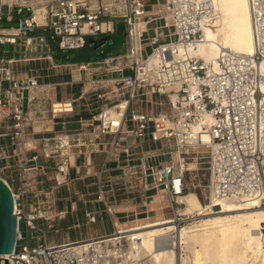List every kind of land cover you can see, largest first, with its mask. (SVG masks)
I'll use <instances>...</instances> for the list:
<instances>
[{
    "label": "built area",
    "instance_id": "1",
    "mask_svg": "<svg viewBox=\"0 0 264 264\" xmlns=\"http://www.w3.org/2000/svg\"><path fill=\"white\" fill-rule=\"evenodd\" d=\"M121 1L120 7H115L117 1L115 4L99 2L91 7L83 0H47L39 18L32 0H1L0 140L10 136L20 145L27 146L28 128L47 113L45 98L39 97L37 92L40 87L38 77L33 74L15 76L13 72L15 64L27 60L25 55L13 54L17 46L24 51L38 47L49 49L46 35L32 34V30L47 29L58 48L68 50L84 47L87 37L109 35L111 38L116 32V23L122 21L127 38L126 52L101 60L65 63L80 73L75 82L89 84L82 97L98 102V110L91 115L93 123L86 125L91 128L87 132L76 131L74 140L67 136L37 137L42 154L45 157L61 154L63 148L72 144L89 146L90 152L104 153V168L114 157L115 148L120 146L127 173L136 172L130 169L131 163L137 161L143 191L160 188L172 203L180 204L177 198L185 192V176L192 171L186 160L196 148L204 146L210 152L208 187L213 198L242 202L255 199L258 206H264V70L261 68L264 61V0H249L253 53L221 47L214 59L216 65L189 51L204 40V26L212 27L218 16L212 0H165L175 33V40L168 41H161V37L172 38L171 27L161 13V3L152 14L148 13L146 0ZM159 20L163 23L153 26L157 32L149 36L152 51L141 58V40L148 32L149 24ZM139 21L144 24L142 29ZM164 26L167 32H163ZM6 43L11 46L9 55L3 47ZM154 53L159 59L155 65L147 61ZM123 59H129L130 63L123 65ZM125 68L131 73L124 74ZM153 95L166 98L165 109H144L146 101L151 106L162 105ZM59 103L62 106L58 110L54 109V102L49 105L51 115L73 109L71 102ZM205 115L212 117L211 124L203 121ZM197 123H200L198 132L194 129ZM203 132L208 134L210 142H203ZM129 135L137 140L134 148L120 143ZM163 140L172 142L174 153H178L176 162L172 159L155 162L154 157L164 152L148 153ZM150 144H154L151 149ZM28 146V150L37 149L32 144ZM35 158L33 155L24 160L23 165ZM68 162L64 159L56 169L65 173ZM56 180L58 183L63 181ZM7 184L12 191L14 213L18 219L16 246L12 254L5 255L10 264H117L125 258L126 236L120 232L115 219H111L112 231L53 242L48 240L46 233V228L53 226V216L48 213L50 201L36 202L26 213L25 190ZM95 199L102 201L110 212L105 201V182L100 176L96 181ZM65 213V210H59L57 217L61 218ZM85 216L89 222L96 221L93 212L86 211ZM21 220L25 221L27 238L20 228ZM261 230L264 231V222ZM30 239L33 244L29 243ZM128 262L126 264H143L141 260Z\"/></svg>",
    "mask_w": 264,
    "mask_h": 264
},
{
    "label": "crops",
    "instance_id": "2",
    "mask_svg": "<svg viewBox=\"0 0 264 264\" xmlns=\"http://www.w3.org/2000/svg\"><path fill=\"white\" fill-rule=\"evenodd\" d=\"M83 1L87 2L91 7H95L99 2L105 4L111 3L108 0ZM32 2L36 6L39 3L35 2V0H32ZM40 8L41 12L43 6H40ZM164 16V18H167L166 15ZM16 17L17 16L14 15V19H16ZM166 24L168 25V19L166 20ZM13 54L19 57L24 55L27 57V60L19 62L20 65H23V70H18V64L13 66L14 75L21 76L24 74H33L38 77L40 87L37 92L39 97L45 98V107L47 109V113L43 114V118L34 121L28 128L27 139L33 146H36L37 149L28 150L29 146L20 145L16 139L11 138L10 136L0 140V163L2 168L4 171L13 170L15 172L14 177H7V179L15 181V186L17 188L25 190L24 211L28 213L33 209L36 202H39L33 201L34 199L32 197H38V195H40L39 193L42 192H49L44 189V191L40 189L45 186V180L48 178L53 180L60 178L59 180L66 181V186L63 187V189L56 191L53 190L51 192L52 203L49 205L50 210H48V213L51 214L52 212L51 215L56 217L59 210H65V215L61 218L57 217V219L61 220V223L66 228L76 227L81 224H89L91 227L97 228L102 226V229H99V231L95 230L87 233L85 235L86 237L107 232L108 230L104 227V222L107 218H109L110 222L113 218L119 224V218H121L122 215H119L118 213H122L124 211H134L136 213L137 209H139V212L148 211L149 208L147 206L146 198L149 195L143 194L140 202H131L128 204L114 203L111 196L116 197V195H113L112 193H108L106 195V188L110 187L112 190L115 185V187H117V184L121 183L126 184L125 187H128V182H136L139 178V175L125 172L128 167H125L126 164L124 154L120 152V146L115 148L114 157L105 165L104 168L102 165L104 153L90 152L89 146L76 147L72 144L73 146L63 148L61 154H54L50 157H45L42 154L41 150L38 148L37 137L41 135L55 137L67 136L68 138L74 140L76 131L82 130L83 132H87V130L91 128V126L86 125L93 123L91 122V115L98 110V102L94 100H86V98L82 97L83 90L88 87L87 83L83 82V84H80L81 82H75V80L80 78V73L74 68L71 70L67 65H65L67 62L55 61L54 57L49 52V49L46 50L38 47L35 48V50L24 51L22 47L17 46V48L13 51ZM77 87L78 90H76ZM40 101H42V99ZM60 101L71 102L73 109L69 112L51 115L48 111L49 105L54 102L56 103L54 106L57 109L60 106ZM62 121H64L63 125ZM120 143L121 145H129L131 148H134L137 140L134 137L128 139L125 137L124 140L120 141ZM85 144L88 145L87 142H85ZM133 151H135V149ZM33 155H36V158L24 163L23 165V161L30 159ZM99 155H101L100 159H98ZM64 159H67L69 162L67 170L62 174L56 169V167L57 164ZM80 169L82 173H80ZM83 171L85 173H83ZM92 176L95 180V186L98 176L102 177L104 180L105 201L110 212L106 209L105 204L102 201H97L95 199L96 196L85 199L83 198L84 193H78L79 197L82 198H76L74 195L75 193L70 191V185H73V181H76L79 184L81 179L83 181L85 179L89 180V177ZM41 182L44 183L41 184ZM133 185L134 184L130 183V188H133ZM76 192H79V189H77ZM94 194L96 195V191H94ZM72 205L74 208L71 207ZM86 211H90L95 214V222L87 221L85 216Z\"/></svg>",
    "mask_w": 264,
    "mask_h": 264
},
{
    "label": "bare ground",
    "instance_id": "3",
    "mask_svg": "<svg viewBox=\"0 0 264 264\" xmlns=\"http://www.w3.org/2000/svg\"><path fill=\"white\" fill-rule=\"evenodd\" d=\"M212 2L218 16L212 27L204 26V40L189 51L205 61H213L215 65L214 59L221 47L252 54L254 44L249 0ZM43 11L44 5L40 14L38 13L39 18L42 17ZM166 16L173 37L175 33L169 14L166 13ZM138 24L140 29L144 27L142 21ZM147 61L153 65L159 63L155 53L150 55ZM261 68L264 70V61ZM59 104L57 109L54 106L55 110L61 108L62 104ZM113 112L114 109L111 110L112 114ZM212 120L209 115L203 118V121L209 124ZM194 129L198 132L200 123L195 124ZM202 140L204 143L210 142L206 132L202 133ZM177 154L176 152V156ZM188 166L193 169L195 163L191 162ZM209 197L210 202L202 204L195 192L190 191L179 196L185 203L184 211L194 213L197 217L192 225L180 227L171 223L134 231L130 235L121 228L120 232L128 235L129 241L123 251L125 258L117 264H126L129 260H141L143 264H175V246L179 243L190 252V255L181 257L182 264H264V232L261 230L264 206H258L255 199L242 202L216 200L212 194ZM214 206H220L221 210L212 215Z\"/></svg>",
    "mask_w": 264,
    "mask_h": 264
},
{
    "label": "rangeland",
    "instance_id": "4",
    "mask_svg": "<svg viewBox=\"0 0 264 264\" xmlns=\"http://www.w3.org/2000/svg\"><path fill=\"white\" fill-rule=\"evenodd\" d=\"M4 2H10V0H3ZM47 0H35V2H39L38 5L36 6L37 12H40V6L42 7L43 4ZM110 2H113L112 4H115L114 1H117L115 7H120L122 5L121 0H108ZM119 3V4H118ZM146 8L148 9V13L154 14L158 4L161 3V13L162 15H166L167 10L165 7V0H146ZM12 9V8H11ZM165 17V16H164ZM167 20V18H165ZM15 23V22H14ZM13 23V24H14ZM163 23V20L155 21L151 24H149V30L148 32H145L142 40H141V50H140V56L141 58H144L147 56L151 51H152V45L150 43L149 36L156 33L157 30L153 27L155 25H160ZM5 24V23H4ZM9 24V23H6ZM163 32H167L168 29L167 27H162ZM32 34H44L46 35L47 42L49 44V52L52 54L54 57L55 61L57 62H79V61H86V60H101L105 56H111V55H117V54H122L127 51V38L125 33H121L118 35L117 42L116 44L109 50H106V45L111 41V38H109L106 43L98 48H94V45L88 41L90 37H87V42L84 47L77 48V49H68V50H62L58 48L56 40H53L52 38L49 37V31L47 29L43 28H36L31 31ZM103 35H95V39H100ZM175 36L172 38L170 37H161V41H168L173 39ZM4 49L8 50V53L6 55L11 54V47L8 43L3 45ZM130 63L129 59H123L122 64L127 65ZM18 64V70L21 71L23 70V65ZM124 74L131 73V71L128 68H125L123 71ZM86 83V82H85ZM80 84H83L81 82ZM86 85V84H85ZM89 85V84H87ZM78 90V87L77 89ZM154 99L157 100L158 102H161L162 105H153L151 106L148 101L144 103V108L146 107L147 109L151 110L153 109L154 111H159L160 109H165L166 105V98L162 96H157L153 95ZM133 136H126V138H131ZM17 141V140H16ZM18 142V141H17ZM27 144H30V142H26ZM28 146V145H27ZM154 144H150L149 148H153ZM196 151L189 156V158L186 160L189 163L194 162L195 166L192 167V171L187 172L185 179L187 183V188L185 189V193L187 192H195L201 201L202 204H206L210 202V190L208 187V182L210 178V152L208 151V148L204 146H200L195 149ZM159 152H164V154H160L159 156L154 157L155 162H165L169 159H172L173 161L176 162L177 156L176 153H174V147L171 141H161V143H158L156 145V148L154 150H148L149 154L152 153H159ZM103 155V154H102ZM101 155L98 156V159H100ZM193 157H196L195 161L193 160ZM133 166L131 170H134V175H139V169L137 167V161H134L131 163ZM125 167H127L125 165ZM114 169V168H113ZM128 170L126 168L125 172ZM108 172V171H107ZM80 173H82L80 169ZM83 173H85L83 171ZM129 173V172H128ZM0 175L3 177L12 188L18 189L15 185L16 182L13 180H8V178H12L15 176V172L13 170L9 171H4L2 168V165L0 163ZM90 179H85L84 181L81 179L79 181V184L75 181H73V185H70V191L72 193H75V197L78 198L79 194L84 193L83 198L89 199L93 198V196H96L94 194V191H96V186L94 184V179L93 176L89 177ZM44 182H41V184ZM45 186H43L40 189H44L45 191L49 192H42L39 193L38 197H32L34 200L33 201H39L41 203L45 202V200L50 201V204L52 203V191L60 190L63 189L66 185V181H61L60 183L57 182V180H53L48 178L45 180ZM109 183V182H107ZM130 183L134 184L133 188H130ZM128 187L124 184H117V187H113L111 190L110 187L106 188L108 193H112L115 196H111V199L114 200V203H138L141 200V197L144 195H149L146 198L147 201V206H148V211H143L139 212V209H137V212L135 213L134 211H124L122 213H118L119 215H122L121 218H119V226L122 229L126 230V234L130 235L134 231L138 230H143V229H149L152 227L160 226V225H168L171 223H176L178 226L182 227L185 225H192L193 220L196 219L194 213H187L184 211L185 208V203L183 200H180L178 197V200H180V204L177 203H172L170 198L168 197L167 193L160 189V188H151L148 191H143L142 187L140 185V180L139 178L137 179L136 182H128ZM44 185V184H43ZM21 189V188H20ZM79 189V192H76V190ZM43 190V191H44ZM111 190V191H110ZM129 190V191H128ZM90 192V193H89ZM82 198V197H79ZM145 199V198H144ZM82 200V199H80ZM52 208V207H51ZM146 208V207H144ZM50 210V208L48 209ZM221 208L220 206H214L212 208V215H215L218 211H220ZM52 214V212H51ZM53 216V215H52ZM52 228H46V233H47V238L50 241H61V240H72L75 238H81V237H86L85 235L91 231H95L99 229H102V226L100 228L98 227H91L89 224H81L76 227H70L66 228L63 226L61 223V220L57 219V216L52 217ZM104 227L108 231H112V225L111 222L109 221V218L105 220L104 222ZM20 228L24 232L27 238V233H26V225L25 221L21 220L20 221ZM94 229V230H93ZM107 231V232H108ZM264 232V231H263ZM125 237V244L123 251L126 249L129 241V236ZM30 244H33V240H28ZM178 248V249H177ZM180 253V254H179ZM184 255H190V252L188 249L182 247L180 243L175 246V264H182V258ZM182 257V258H181ZM181 261V262H180Z\"/></svg>",
    "mask_w": 264,
    "mask_h": 264
},
{
    "label": "water",
    "instance_id": "5",
    "mask_svg": "<svg viewBox=\"0 0 264 264\" xmlns=\"http://www.w3.org/2000/svg\"><path fill=\"white\" fill-rule=\"evenodd\" d=\"M1 8V0H0ZM116 32L111 41L106 45V50L111 49L117 42L118 35L123 33L124 23H116ZM109 35H103L100 39L90 37L88 41L98 48L106 43ZM18 219L14 213V198L7 182L0 176V264H10L5 255L12 254L16 246V233Z\"/></svg>",
    "mask_w": 264,
    "mask_h": 264
}]
</instances>
